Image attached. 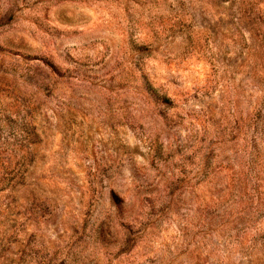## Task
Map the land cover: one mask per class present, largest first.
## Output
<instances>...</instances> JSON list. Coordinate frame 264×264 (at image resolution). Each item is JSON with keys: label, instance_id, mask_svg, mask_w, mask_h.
<instances>
[{"label": "rangeland", "instance_id": "rangeland-1", "mask_svg": "<svg viewBox=\"0 0 264 264\" xmlns=\"http://www.w3.org/2000/svg\"><path fill=\"white\" fill-rule=\"evenodd\" d=\"M0 264H264V0H0Z\"/></svg>", "mask_w": 264, "mask_h": 264}]
</instances>
